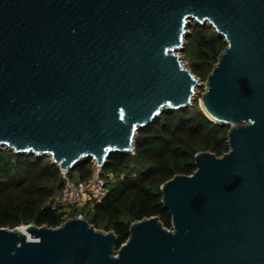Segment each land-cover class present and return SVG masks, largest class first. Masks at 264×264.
Returning a JSON list of instances; mask_svg holds the SVG:
<instances>
[{
	"label": "water",
	"instance_id": "water-1",
	"mask_svg": "<svg viewBox=\"0 0 264 264\" xmlns=\"http://www.w3.org/2000/svg\"><path fill=\"white\" fill-rule=\"evenodd\" d=\"M193 23L226 44L200 104L229 150L161 185L171 229L136 221L118 248L81 217L0 227V264H264V0H0V152L65 171L133 152L140 130L195 104L179 54Z\"/></svg>",
	"mask_w": 264,
	"mask_h": 264
},
{
	"label": "trees",
	"instance_id": "trees-1",
	"mask_svg": "<svg viewBox=\"0 0 264 264\" xmlns=\"http://www.w3.org/2000/svg\"><path fill=\"white\" fill-rule=\"evenodd\" d=\"M198 27L203 29L205 26L198 25ZM196 34H200L197 56L202 63L193 65V73L199 76L203 75L212 63L217 62L224 48L218 44L213 34ZM194 105L196 106L197 103ZM171 112L164 113L156 123L140 130V135L135 141L136 165L145 164L146 161L158 162L159 165L147 163L139 170L138 177L126 176L118 180L101 202H95L96 214L92 217L86 215L85 219L95 228L103 224L106 230L116 233L119 239L118 248L128 240L129 229L133 222L155 216L164 227L171 229V215L163 207L160 187L175 175H191L196 170L195 160L192 163L187 158H193L198 149L183 147V143L176 147L178 138L173 136L180 132V129L177 130L178 127H174L170 130V126L173 125L169 117ZM162 117H164L163 134L161 131L159 133V129L155 126ZM193 121L197 126L205 127L206 135L210 136L217 129L223 128L212 123L203 114L193 118ZM153 130L158 133L152 134ZM149 132L151 133L147 134ZM168 133L171 138L168 137ZM206 139L207 136L198 148L203 151L210 149L216 156L223 154L219 144L210 146ZM217 141L219 140H213L212 143ZM10 153L12 155L0 153V227L14 228L34 224L55 228L62 224L64 222L62 216L51 211L48 206L51 196L61 187V178H57V168L51 164H45L41 169L36 170V167L41 164L40 158L17 155L12 151ZM7 156H14L15 161ZM126 157L127 155L113 154L103 170L118 172V166L126 162L128 159ZM90 163L91 161H85L76 166L75 169L80 173L81 178L90 175L91 170L87 167ZM129 198L130 203L124 204ZM102 221L106 222L102 223Z\"/></svg>",
	"mask_w": 264,
	"mask_h": 264
},
{
	"label": "rangeland",
	"instance_id": "rangeland-1",
	"mask_svg": "<svg viewBox=\"0 0 264 264\" xmlns=\"http://www.w3.org/2000/svg\"><path fill=\"white\" fill-rule=\"evenodd\" d=\"M198 30L201 31V32H197ZM189 32H190V35L186 39V42H185V45H184V50L182 52H180L179 54L181 56L183 64L185 66L189 67L192 72H194L193 71V65L202 63V60L199 59L198 56H197L198 52H199L198 39L200 38V34H196V33L213 34V36L215 38H217L218 44L220 46H223L224 49L226 48V44H225L224 40L222 38H220L216 34V32L212 28H210L208 25H206L203 29H201L200 27H198V25L196 26L193 23V25L189 28ZM223 51L224 50H222L221 53ZM216 63L217 62L212 63L210 68H207V71H205L203 75H199L198 76L196 73H193L199 79V82L201 83V85L196 89L195 103H197V105L196 106L193 105L192 107H190V108H188L187 110H184V111H176V110L172 111L170 113V115H169V117L172 119V123H173V125L170 126V130H172L174 127H178L177 130L180 129V132H177V134L173 136V137H177L178 140L180 139L179 142H178V140L176 141V143H177L176 147L179 144H181V145L184 144L183 147H185V146L196 147L198 149L196 154L200 153V152H211V153L215 154V152L211 151L210 149H207V151H203L200 148H198L199 145L201 144V142L204 140V137H206V136H207L206 141L209 142V145L212 146L214 144H219L218 146L221 147V149L223 150V154L228 152V150H229L228 137H227L228 136L229 127L219 128V129H217L215 131V133L212 134V136H210L208 134L206 135L205 127L197 126V124H195L194 121H193V118L198 117L199 114H203L207 119H209L204 114V112H203V110L201 108L200 102H201L202 97H203V95L205 94V91H206L207 78H208L209 74L211 73V71H212V69H213V67L215 66ZM163 123H164V117H162L161 120L159 122H157V124L155 125L156 128L159 129V133H161L162 130H163V127H162ZM212 123H214V122H212ZM179 127H181L182 129L179 128ZM170 130H168V131L170 132ZM150 133L151 132H149L147 134H150ZM157 133L158 132H156L155 130H153V132H152V134H154V135L157 134ZM162 134H163V132H162ZM138 135H140L139 132H138V134L136 136V139H137V137H139ZM168 137H170L169 133H168ZM215 137H217V138H215ZM136 139H135V141H136ZM217 139L219 140V141H217V143H215V142L212 143L213 140H217ZM1 152H4L7 155H12L8 149H4ZM135 153H136V151L134 149L133 152L125 154V156L127 155L126 158H128V159L126 160V162H123V163H121L118 166V172H114L116 174V176H117L116 182L118 180L123 179L126 176H129V177H132V178L138 177L139 174H140L139 170L141 169V167L143 165H146L147 163H153V165L158 163V162L154 163L153 161H148V162L146 161L145 164H137L136 165V163H135L136 162L135 161V159H136L135 155L136 154ZM223 154H221L219 156H222ZM7 157H9L10 160L15 161L14 156H7ZM37 158H40V157H37ZM187 160H189L192 163H194V157L193 158L192 157H188ZM89 161H91V163L87 167H88V169L91 170V172H90V175H88L87 177H90L93 174V170H94V162L92 160H89ZM39 162L41 164L38 167H36V170L41 169L45 164L53 165L51 158L48 157V156L41 157ZM157 165H159V164H157ZM53 166L55 168H57V171H58L57 178L60 179L61 178V172H60L59 166H56V165H53ZM71 172L72 173H74V172L79 173L76 169L71 170ZM116 182H115V184H116ZM115 184H113V186ZM99 202H101V201H99ZM129 203H130V198L128 199L127 203L124 202V204H126V205L129 204ZM81 213L83 214L84 218L87 217L86 216L87 214L90 217H92L94 214H96L95 202L90 204L89 206L85 207L84 209H82ZM102 216H103V214H102ZM105 222L106 221H102V223H105ZM32 225H34V224H32ZM23 226H26V225H20V226L14 227V228H9V227H3V228H7V229L13 230L15 228H19V227H23ZM96 229L99 230V231H103V232L112 231V230H106L104 228L103 224H101Z\"/></svg>",
	"mask_w": 264,
	"mask_h": 264
},
{
	"label": "built area",
	"instance_id": "built-area-1",
	"mask_svg": "<svg viewBox=\"0 0 264 264\" xmlns=\"http://www.w3.org/2000/svg\"><path fill=\"white\" fill-rule=\"evenodd\" d=\"M60 172L61 187L51 196L48 206L51 211L61 215L64 221L74 217L84 218L81 210L102 201L117 178L113 171H104L103 167L95 163L90 177L81 178L77 172L61 169Z\"/></svg>",
	"mask_w": 264,
	"mask_h": 264
},
{
	"label": "bare ground",
	"instance_id": "bare-ground-1",
	"mask_svg": "<svg viewBox=\"0 0 264 264\" xmlns=\"http://www.w3.org/2000/svg\"><path fill=\"white\" fill-rule=\"evenodd\" d=\"M202 110H203V108H202ZM203 112H204V110H203ZM19 229H21L22 231H25L23 227H19Z\"/></svg>",
	"mask_w": 264,
	"mask_h": 264
}]
</instances>
